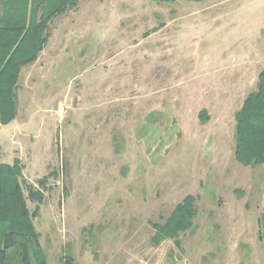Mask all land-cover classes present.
I'll list each match as a JSON object with an SVG mask.
<instances>
[{
  "label": "rangeland",
  "instance_id": "obj_1",
  "mask_svg": "<svg viewBox=\"0 0 264 264\" xmlns=\"http://www.w3.org/2000/svg\"><path fill=\"white\" fill-rule=\"evenodd\" d=\"M32 1L1 14L28 25ZM37 1L47 41L20 68L0 164L22 165L48 264H264V163L235 155L264 0ZM189 195L191 226L164 236Z\"/></svg>",
  "mask_w": 264,
  "mask_h": 264
},
{
  "label": "trees",
  "instance_id": "obj_2",
  "mask_svg": "<svg viewBox=\"0 0 264 264\" xmlns=\"http://www.w3.org/2000/svg\"><path fill=\"white\" fill-rule=\"evenodd\" d=\"M77 0H63L57 12L64 11L67 5ZM170 1V0H164ZM40 3L32 1L28 25L7 26L1 18L0 0V122L10 121L16 114L15 87L20 68L37 58L47 41L45 35L47 17L39 14ZM55 14V13H54ZM258 89L245 98L242 107L236 112L237 160L245 164L264 163V69L259 75ZM22 165L18 159L13 164H0V264H48L47 256L36 230L33 213L28 208L24 189L20 181ZM28 197L41 201L43 194L33 185H27ZM194 199L187 196L178 204L165 224H157L164 236L175 237L192 224ZM72 264V260H69Z\"/></svg>",
  "mask_w": 264,
  "mask_h": 264
},
{
  "label": "crops",
  "instance_id": "obj_3",
  "mask_svg": "<svg viewBox=\"0 0 264 264\" xmlns=\"http://www.w3.org/2000/svg\"><path fill=\"white\" fill-rule=\"evenodd\" d=\"M1 4H2V0H1ZM1 9H2V5H1ZM7 14L10 15V13H6V10L3 11V15L1 14V18H2L3 24H5L7 26H15V25L12 24V22L10 20L5 19L4 16H6Z\"/></svg>",
  "mask_w": 264,
  "mask_h": 264
}]
</instances>
